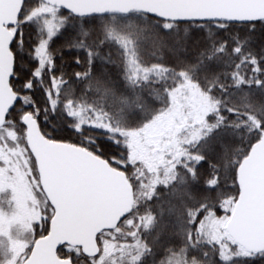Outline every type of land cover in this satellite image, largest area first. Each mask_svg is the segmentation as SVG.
Returning a JSON list of instances; mask_svg holds the SVG:
<instances>
[{"label": "snow or ice", "instance_id": "1", "mask_svg": "<svg viewBox=\"0 0 264 264\" xmlns=\"http://www.w3.org/2000/svg\"><path fill=\"white\" fill-rule=\"evenodd\" d=\"M0 264H264V0H0Z\"/></svg>", "mask_w": 264, "mask_h": 264}]
</instances>
